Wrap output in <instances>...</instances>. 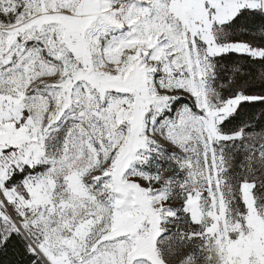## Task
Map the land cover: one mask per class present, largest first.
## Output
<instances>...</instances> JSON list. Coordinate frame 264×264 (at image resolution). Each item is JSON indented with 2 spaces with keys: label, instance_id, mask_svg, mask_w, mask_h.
Wrapping results in <instances>:
<instances>
[{
  "label": "snow or ice",
  "instance_id": "snow-or-ice-1",
  "mask_svg": "<svg viewBox=\"0 0 264 264\" xmlns=\"http://www.w3.org/2000/svg\"><path fill=\"white\" fill-rule=\"evenodd\" d=\"M0 264H264V0H0Z\"/></svg>",
  "mask_w": 264,
  "mask_h": 264
},
{
  "label": "trees",
  "instance_id": "trees-1",
  "mask_svg": "<svg viewBox=\"0 0 264 264\" xmlns=\"http://www.w3.org/2000/svg\"><path fill=\"white\" fill-rule=\"evenodd\" d=\"M259 107H260L259 105H256V107H255L254 110H255V111H259Z\"/></svg>",
  "mask_w": 264,
  "mask_h": 264
}]
</instances>
